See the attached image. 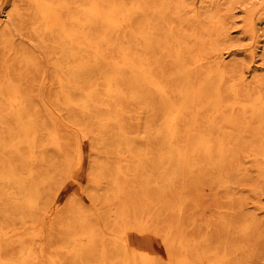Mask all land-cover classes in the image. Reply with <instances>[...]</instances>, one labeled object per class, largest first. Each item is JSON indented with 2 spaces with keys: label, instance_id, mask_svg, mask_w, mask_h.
<instances>
[{
  "label": "bare ground",
  "instance_id": "6f19581e",
  "mask_svg": "<svg viewBox=\"0 0 264 264\" xmlns=\"http://www.w3.org/2000/svg\"><path fill=\"white\" fill-rule=\"evenodd\" d=\"M25 1L32 9L34 35L53 57L55 89L49 95L52 107L35 105L24 79L39 63L25 52L10 60L20 72L6 65L0 77V212L7 211L0 218L2 223L16 220L15 229H0V264H38L43 255L36 242L47 234L36 217H49L42 205L51 185L49 168L56 166L47 153L57 152L67 165L73 145L80 166L87 140L103 150L106 162L99 172L112 176L113 200L120 201L118 206L110 201L115 208H109L108 217L125 227L111 249L105 235L82 216L79 229L70 227L72 238L61 246L73 252L76 263L107 264L112 251L114 264H159L154 251L133 248L129 231L151 234L157 207L150 205L160 198L164 206L158 211L177 216L159 239L165 249L162 264H237L245 250L233 242L255 235L253 218L241 212L236 221L221 212L209 219V226L219 230L194 237L187 227L195 221L184 218L187 190L203 183L228 191L233 187L229 175L241 174L243 159L255 162L264 179V91L243 80L228 86L217 51L208 67L206 45L224 27L215 11L204 19L187 16L184 0ZM9 33L5 25L0 38ZM1 45L11 53L8 40ZM63 117L71 125H62ZM63 129L78 136L67 138ZM157 162L165 166L159 172L162 187H153L147 175ZM179 181L184 187H176ZM131 194L139 209L126 203ZM169 194H176L180 204L163 200ZM237 202L233 208L241 210L243 202ZM140 218L139 227L128 226Z\"/></svg>",
  "mask_w": 264,
  "mask_h": 264
},
{
  "label": "rangeland",
  "instance_id": "374dc122",
  "mask_svg": "<svg viewBox=\"0 0 264 264\" xmlns=\"http://www.w3.org/2000/svg\"><path fill=\"white\" fill-rule=\"evenodd\" d=\"M184 3L187 16L199 14L204 19L208 12L214 10L218 19L224 23L221 32H216L206 45L209 56L208 67L213 65L211 54L217 51L222 65L228 72V86L243 80L242 82L245 81L244 83L250 87L258 89L262 87L264 91V0H222L217 4L211 3L210 0H184ZM31 14L32 9L25 0H0V31L5 25L10 26L7 38H0V77L6 74V65L20 72L21 68L13 66L10 60L13 59L14 54L29 53L39 63V68L26 72L27 77L24 82L32 92L33 102L42 109L43 105L53 106L49 95L55 89L53 79L55 69L51 53L34 35ZM205 26L211 28V24L207 21ZM188 29L192 28L188 27ZM7 40L12 46L11 53H5L1 45ZM242 93L245 94L244 91ZM39 116L45 119L43 113ZM62 122V125H71L67 117H63ZM72 128L70 126L69 131H72L70 130ZM66 130L63 129V133L67 138L73 140L78 136L75 130L73 133ZM45 138L46 136L43 137ZM258 144L259 141L255 139L253 145ZM146 147L144 144H137L138 149ZM68 154L70 161L66 165L57 152L47 153L49 158L55 160L56 166L49 168L52 176L51 185L47 189L46 199L42 205L49 217L46 218L44 215L36 217V224L43 225L47 234L45 241L36 242L37 249L41 250L43 255L38 264H54V260H61L63 264H80L74 261V254L70 249L62 250L61 246H65L72 238L70 227L75 226L79 229L78 222L82 216H87L91 225L105 235L106 245L111 249L115 238L125 227V225H115L113 217L111 215L108 217L109 208L112 207L109 205L110 201L115 203L113 206H118L120 201L113 200L112 176L99 172L101 165H105L106 162L103 150L96 149L89 140L83 142V161L80 166L76 162L73 145L69 148ZM110 163L115 164L113 160ZM163 167L165 166L157 162L147 169V175L153 187L165 185V180L159 174ZM241 171V174L229 175L233 187L228 191L224 188L211 189L209 185L203 183L187 190L188 203L184 218L186 221H195L194 226L187 227V234L194 237L205 235L209 233V230H219L215 225L209 226V219H217L221 212H226L227 216L239 221L242 212L256 221L255 235L248 238L249 240L233 242V245L243 247L245 250L237 256L235 261L237 264H264V179L256 168V163L248 158L241 161ZM176 185V187H184L185 183L179 181ZM163 197V200L173 202V205L180 204L176 194L163 195ZM127 199L128 205H135V208L139 209L141 203H136L137 200L134 199L133 194ZM159 199L155 198L150 205L157 207L154 219L150 222L151 234L148 236L130 229L129 242L135 250L154 251L158 257L157 262L162 264L163 257L159 256L165 255V249L159 239L169 230L167 227L171 220H177V216L168 212L160 213L158 210L163 208L164 203H159ZM239 200L243 202L241 210L233 208V204L238 203ZM5 213H7L5 210L0 212V216ZM2 222L0 218V224H2L0 229L4 231L15 229L16 220ZM141 222H143L141 218L138 221L134 219L128 226L139 227ZM31 234L32 232L28 231V234L23 237L26 244L30 243ZM17 251L19 250H12L11 253L16 254ZM115 256L110 251L107 264H114ZM96 262L97 259L90 264H96Z\"/></svg>",
  "mask_w": 264,
  "mask_h": 264
}]
</instances>
